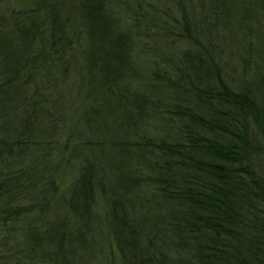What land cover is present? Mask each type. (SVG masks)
Instances as JSON below:
<instances>
[{
  "label": "trees",
  "instance_id": "1",
  "mask_svg": "<svg viewBox=\"0 0 264 264\" xmlns=\"http://www.w3.org/2000/svg\"><path fill=\"white\" fill-rule=\"evenodd\" d=\"M144 1L0 0V264H84L94 229L118 264H264V0H197L200 35L180 0ZM233 19L261 56L249 85L219 50Z\"/></svg>",
  "mask_w": 264,
  "mask_h": 264
},
{
  "label": "rangeland",
  "instance_id": "2",
  "mask_svg": "<svg viewBox=\"0 0 264 264\" xmlns=\"http://www.w3.org/2000/svg\"><path fill=\"white\" fill-rule=\"evenodd\" d=\"M138 0H120V2H125L129 6L131 5L132 7L135 6V2ZM147 2V0H145ZM144 1V2H145ZM152 2L151 0H149ZM128 2V3H127ZM141 2V1H140ZM181 3H183V6L186 9V20L190 23V25H193L194 28H196V32L198 35L205 33V30H199V28L203 27V22L202 20V14L199 11V8L196 6L197 0H180ZM163 4V2H160ZM142 3V7H143ZM171 6L172 11L169 12L171 17L165 16L164 14L161 15V18H165L168 23H172L173 19L175 18L178 21H181V13L180 10L177 8V4H169ZM157 9V8H156ZM151 15H154L155 17L158 16V12L152 11ZM214 18V22H215ZM122 20L124 21L123 25H127L129 22L127 19L123 16ZM133 24V22H132ZM135 24V23H134ZM136 25V24H135ZM252 31L248 34L251 37L254 35H259L260 33V28H259V22L256 21L254 15L253 19L250 22ZM130 27V26H129ZM233 27V30H232ZM232 27L231 26H225L223 28L222 25L218 27V30H221V38L222 40L218 42L219 45V50L220 53H222V59L226 60L228 64L226 65V70L229 73L230 77L235 82L244 84V85H249V83L252 80V74L253 71L256 69L257 66L260 65L261 62V56H258L255 54V39L250 38L245 39L241 33H240V25L238 22H232ZM139 30V29H138ZM142 43V41L140 42ZM249 44L247 46V44ZM146 44V43H145ZM251 48V49H250ZM250 49V50H249ZM140 51H136L137 55L139 54ZM257 52V51H256ZM144 54V50L137 56V60L143 64L144 66H148L150 62L152 61H159V58L157 57H148L145 56L146 58H143L142 55ZM255 73V71H254ZM62 87L58 93L57 97L60 99L61 103H64L62 106L61 103H58L57 106V112L56 116L59 119V122H61L64 127H74L76 125H81L82 124V112L78 111L77 113L74 112V107L78 106V104H82L83 100L80 98H75L72 95V86L68 85H60ZM73 93H74V88H73ZM69 104V105H68ZM83 107V106H82ZM101 117L96 118L97 121V127H96V134L99 136H107L109 135L111 138L116 137L119 138V132L116 131V128L119 126V122L113 123L112 121L105 119L103 122H101ZM101 122V123H100ZM51 136V135H50ZM56 154L53 155V158H55ZM53 160V159H52ZM51 160V163H52ZM61 188H63V183L61 184ZM68 193V189H64L62 192V195L65 197ZM64 212L66 211L64 203L60 207ZM61 213H63L61 211ZM66 218L69 220L70 224H72V228H77L78 226L82 228V225L80 222L79 218L72 214H66ZM85 232L84 230H82ZM103 232V233H102ZM102 232L99 231L98 229H94L93 233L90 235L91 236V241L88 243V245L84 246V249L79 247L80 251H85L89 250L90 248L88 247L89 245L93 244L94 250V256L87 257L84 262V264H108V257L106 256L107 253H109V250H106V247H109L110 249V257H111V262L114 264H118L117 262V257L115 255V250L107 244V241L105 242V236L104 232L105 229H102ZM89 256V253L87 251L86 253ZM76 261L78 258L75 259Z\"/></svg>",
  "mask_w": 264,
  "mask_h": 264
}]
</instances>
